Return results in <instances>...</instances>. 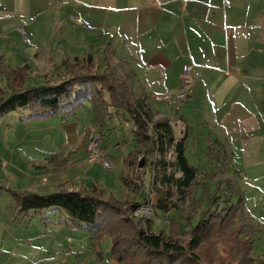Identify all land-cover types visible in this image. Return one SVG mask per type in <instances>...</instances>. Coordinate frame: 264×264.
Segmentation results:
<instances>
[{
	"label": "crops",
	"instance_id": "0c3cea01",
	"mask_svg": "<svg viewBox=\"0 0 264 264\" xmlns=\"http://www.w3.org/2000/svg\"><path fill=\"white\" fill-rule=\"evenodd\" d=\"M70 13L83 23L71 21ZM0 30L13 41L21 34L24 43L23 52L10 50L6 59L0 54L2 60L12 67L27 64L30 77L44 83L60 79L63 59L88 54L100 59L108 47L133 68L161 115L176 119V128L181 119L194 127V154L209 136L231 156H242V163L264 165V0H0ZM185 62L191 64L193 93L175 108L159 96L179 90ZM90 108L86 102L71 115L35 121L25 120L24 110L2 115L1 189L46 193L63 185L86 186L74 177L79 174L74 167L87 165L86 133L99 132ZM78 114L92 126L85 125L84 134L77 129ZM114 124L109 121L108 127ZM115 129L102 135L109 159L106 148ZM52 141H59L58 149ZM35 212L44 225L64 227L61 214ZM103 256L97 258L102 263ZM103 264L118 263L108 258Z\"/></svg>",
	"mask_w": 264,
	"mask_h": 264
},
{
	"label": "trees",
	"instance_id": "16d2710c",
	"mask_svg": "<svg viewBox=\"0 0 264 264\" xmlns=\"http://www.w3.org/2000/svg\"><path fill=\"white\" fill-rule=\"evenodd\" d=\"M61 64L58 81L25 86L30 67H12L0 55V117L17 109L27 111L25 120L71 115L88 102L100 140L104 130L130 122L134 145L119 176L126 192L117 197L94 181L48 193L7 189L17 217L59 213L64 227L89 236L97 256L102 255L97 244L106 237L109 256L118 264H264L253 251L257 227L242 221L247 217L242 194L225 174L232 156L224 146L206 135L192 164L186 150L194 147V127L181 119L182 127L176 128V119L161 115L133 68L108 47L100 59L88 54ZM112 120L116 123L109 128ZM91 135L86 133L84 142ZM143 203L150 213L134 214ZM154 218L170 221L167 231L154 229Z\"/></svg>",
	"mask_w": 264,
	"mask_h": 264
},
{
	"label": "rangeland",
	"instance_id": "374dc122",
	"mask_svg": "<svg viewBox=\"0 0 264 264\" xmlns=\"http://www.w3.org/2000/svg\"><path fill=\"white\" fill-rule=\"evenodd\" d=\"M0 34V54H3L5 59L8 58L7 56L10 54V50L16 53L18 51H24L21 34H19L18 41L9 39L5 31L0 30ZM41 80V78L35 76L29 77L24 85L32 86L44 83ZM23 110H12L10 113H21L18 111ZM78 116L79 125L77 129L80 134H84V126H92L90 123H87V118L82 117L81 114H78ZM50 117L32 119L30 121L45 120ZM130 129L131 123L123 121L111 133V145L106 148V152L111 155L112 164L110 168H104L98 163H87L83 167H74V171L77 170L79 172L78 175H74L77 180L80 179L78 182L89 185L96 179L99 185L107 192L122 194V191H126L119 176L125 170L123 159L134 145ZM51 130H53V127ZM77 136L79 137L80 135H76L75 141L69 138V147L77 142ZM106 142L107 136H103L99 144L101 146V144H105ZM58 144L59 141H52L50 146L56 148ZM190 147L187 148L186 155L192 164H196L197 158H195V154L198 153V149L194 154V150ZM58 148L59 146H57ZM228 152L231 151L228 150ZM242 158V156H232L234 161L231 159L230 171L225 172V174L230 176L239 187L243 197L244 213L247 215L242 221L251 224L252 227H257L253 251L261 255V258H264V165L261 168L260 162L244 164L242 163ZM233 169L240 172L238 176H236V172ZM144 176L148 179V171L145 172ZM0 187L2 188V186ZM1 188L0 239H4L3 241L6 247H3V241L2 244L0 241V264H33L34 262L39 264H103L110 258V245L106 237L101 238L96 247V249L102 251V256L104 255L102 263L100 261L101 259H97L96 252L94 253L92 251L89 236L85 232L81 230H70L59 223L55 225L53 223L44 225V223L39 222V216L36 215L38 212L35 211H31L29 216L20 219L15 215L10 193ZM50 214L48 213L47 215L51 216ZM167 223L170 225V221L167 222L164 219L154 218L153 228H162L167 231ZM41 232L45 233V235L37 239Z\"/></svg>",
	"mask_w": 264,
	"mask_h": 264
},
{
	"label": "built area",
	"instance_id": "2783aa9c",
	"mask_svg": "<svg viewBox=\"0 0 264 264\" xmlns=\"http://www.w3.org/2000/svg\"><path fill=\"white\" fill-rule=\"evenodd\" d=\"M69 18L75 24H82L81 18L75 16L74 14L70 13ZM193 93L192 89V77H191V64L185 62L182 65V70L180 73V87L177 92L174 94H162L159 98L166 100L170 105L175 108L185 100L189 99ZM100 131L91 135L85 142H84V150L86 152L85 160L87 163H98L104 168L111 167V159H109L102 148L100 147ZM149 204L143 203L139 206L135 211L134 214H143L148 215L150 213Z\"/></svg>",
	"mask_w": 264,
	"mask_h": 264
},
{
	"label": "water",
	"instance_id": "95a60500",
	"mask_svg": "<svg viewBox=\"0 0 264 264\" xmlns=\"http://www.w3.org/2000/svg\"><path fill=\"white\" fill-rule=\"evenodd\" d=\"M142 165V158L139 159V162H138V166H141Z\"/></svg>",
	"mask_w": 264,
	"mask_h": 264
}]
</instances>
